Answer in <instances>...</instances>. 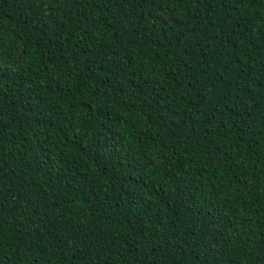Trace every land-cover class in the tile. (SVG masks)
Returning a JSON list of instances; mask_svg holds the SVG:
<instances>
[{
  "label": "trees",
  "instance_id": "obj_1",
  "mask_svg": "<svg viewBox=\"0 0 264 264\" xmlns=\"http://www.w3.org/2000/svg\"><path fill=\"white\" fill-rule=\"evenodd\" d=\"M0 264H264V0H0Z\"/></svg>",
  "mask_w": 264,
  "mask_h": 264
}]
</instances>
